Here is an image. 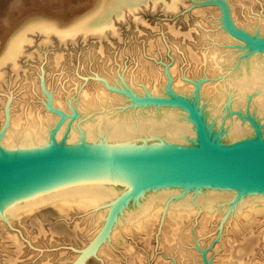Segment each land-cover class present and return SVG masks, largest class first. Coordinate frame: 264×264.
Returning <instances> with one entry per match:
<instances>
[{"label":"rangeland","instance_id":"374dc122","mask_svg":"<svg viewBox=\"0 0 264 264\" xmlns=\"http://www.w3.org/2000/svg\"><path fill=\"white\" fill-rule=\"evenodd\" d=\"M41 1L24 0L23 8L14 13L10 6L13 2L15 4L16 0H4V5L0 8V36L4 37L9 31L7 30L9 26L12 27L21 17L31 13L39 12L50 16H66V18L74 15L72 19L79 15L77 12L82 10L80 8H86L95 2L94 0ZM168 1L170 0H166ZM182 1L183 3H180L175 11L166 10L164 2H159V5L151 3L147 6L143 5L135 12H129L130 14L127 13L124 17L115 20V29L108 31L107 36L102 38L92 34L88 36L80 34L65 41H59L57 37L52 36L51 40L46 42L40 33L31 34L30 42L27 43L24 54L20 57L22 68L20 67L19 76L16 77L11 68H5L6 81L0 89V97L5 99V103L0 104V110L1 106L6 110L5 106L9 105L10 101L15 103V106L20 102L26 111L32 113L31 123L34 122L32 130L40 133L46 128L48 133L49 128L57 127L63 118L52 112L51 107L48 106V95L52 94L54 107L64 110L67 116L61 123L60 131L63 135L67 130L77 133L83 129V121L87 118L96 117L106 111L112 114L136 110L133 107L134 101L124 93H127V90L123 93L116 92L121 90L120 85L124 82L122 78L138 95H143L145 91L165 94L164 88L168 82L166 70L176 64L178 72L171 77L173 88L175 78L179 77L182 84L186 85L183 89L192 87L191 90H184L182 94L194 96L196 84L201 83L200 87L204 86L205 89L203 97L200 94V98L207 101L214 93L210 84L213 80L223 78L214 75L202 61L194 67L188 55L191 52L197 53L200 57L204 52L217 48L223 56L228 55L231 59H237L228 71L237 69L241 58L248 56L250 51L246 50L245 45L242 46L224 37L226 31L219 3L228 2L232 18L238 26L251 32L260 31L264 35V0ZM6 19H10L9 22L13 21L12 25H7ZM0 41L2 42L1 39ZM56 57L59 58L58 62H55ZM146 62L153 65L154 69L151 70L153 72L142 69V63ZM105 80L114 91L106 87ZM174 90L177 93L183 92L175 88ZM72 108L80 114V117H73ZM41 120L44 127L37 124ZM244 121L252 125L250 121ZM1 130L3 129H0V132ZM32 212L24 214L25 216H21L20 220L16 219L11 223L4 220V225H0L2 228L0 229V264H4L9 257H12L16 264H220V261L228 259L223 256L225 251L222 252L224 249L221 246V242L228 235L225 215L213 219L209 226L210 230L208 229L202 236L193 233V224L187 230L190 235L182 242L181 254L177 249L165 250L159 244L163 220L156 224L151 235L147 233L148 231L145 232L147 234L135 233L136 235L132 234L134 231L130 232L131 234L128 232L130 235L124 234L127 245L124 243V247L120 248L108 245L109 247H105L104 251H107L106 248H111V252L108 250L103 254L100 248L102 249L105 241L98 246L95 253H88V250L96 241L106 218L99 219L92 210H72L65 216L51 205L41 206ZM161 218L163 219V215ZM232 224L229 227L230 231L236 227L234 230H238L231 231L234 235L231 241L235 247L242 244L243 240L254 237L248 235L247 229L241 224L240 232L236 222H234L236 227L232 228ZM263 227L264 221L254 227L256 229L254 233H257L255 237L262 236ZM12 234H15L21 243L19 251L10 243L9 235ZM263 242L264 240L258 243L252 242L251 245L257 250L243 255V258L250 264L264 262ZM125 245H129L127 248H131L132 253L129 249L126 250Z\"/></svg>","mask_w":264,"mask_h":264},{"label":"bare ground","instance_id":"6f19581e","mask_svg":"<svg viewBox=\"0 0 264 264\" xmlns=\"http://www.w3.org/2000/svg\"><path fill=\"white\" fill-rule=\"evenodd\" d=\"M94 1L90 6L80 8L82 10L77 12L79 15L72 19L71 17L74 15L72 16L71 14H69L71 16L66 18V16H50L36 12L21 17L12 27L9 26L7 28L9 30L8 33L4 37L0 36L2 40V42L0 41V89L6 81V67L11 68L10 70L16 77L19 76L20 57L24 54L27 43L30 42L31 34L40 33L46 42L52 36L57 37L59 41L73 39L80 34L84 36L92 34L102 38L108 31L115 29V20L124 17L129 12H135L143 5L147 6L150 3L159 5V2H164L163 5L166 10L175 11L179 4L183 3L182 0H170L168 2L166 0ZM40 2L42 1L40 0ZM24 3V0H16V3L14 4L13 2L10 8L14 10V13L19 12L23 8ZM227 3L226 8L231 28L245 30L235 23L232 18L231 8ZM3 5L4 0H0V8ZM13 18L15 19V17ZM222 18L225 25L223 11ZM9 21L10 19H6L5 23L12 25L13 21ZM1 22L3 23V21ZM1 25L3 26V24ZM224 29L226 31V36L223 35L225 38L244 45V40L240 37L229 35L228 29L226 27ZM245 33L264 37L260 31L251 32L245 30ZM188 50L187 52L189 53ZM246 50L250 51L248 56L241 58L239 67L231 71L228 70L237 59H231L228 55L223 56L217 48L204 52L200 57L197 56V53L192 54L190 52V57L188 55V58L193 62L194 67L202 61L204 62L203 64L212 70L214 75L217 74L223 78L222 80H213L210 84L214 93L207 101L204 98H200V94L203 97V90L205 89L204 86L200 87L201 83L196 84V89L194 90L196 100L194 101H191L194 97L193 95L182 94L184 90H191L192 87L183 89L186 85L182 84V80L179 77L174 80V88L183 92L177 93L174 90L171 77L178 72L177 64L168 69V71L166 70L168 82L164 88L165 94H153L145 91L146 93L143 95H138L122 78L121 80L124 82L123 85H120L121 90L116 92L123 93L124 90H127V93H124L134 101L133 107L136 110L128 113L117 112L112 114L106 111L96 117L87 118L83 121V129H80L77 133L67 130L63 135L60 131L61 123L67 116L64 110L54 107L52 94L48 95V106L51 107L52 112L63 118L57 127L49 128L48 133L46 128L42 129L40 133L32 130L34 123H31L32 113L26 111L20 102L15 106V103L10 101L9 105L5 106L6 110L2 106L0 110V129H3L0 132V148H71L96 145L193 146L197 142V145H200L196 124L185 108L179 105L158 102L142 103L137 100V97L166 96L170 92L183 96L198 107L206 122V127L218 142L235 141L255 134L253 126L244 121L243 115H241V113L244 114L248 111L251 115L253 113L254 118L263 124L262 135L264 136V51H251L247 48ZM56 60L55 62H58L59 58L56 57ZM142 69L151 71L154 67L150 62H146L142 63ZM224 71L226 72L221 73ZM105 84L108 89L114 91L113 88H110L107 80H105ZM4 103L5 99L0 97V104L4 105ZM71 110L73 117H80V114L75 109L72 108ZM37 124L44 127L42 120ZM132 188H135V190L129 192ZM44 205L53 206L60 214L65 216L69 215L72 210H92L99 219L103 220L106 218L103 221L104 224L102 223L103 226L98 233L96 241L92 244L88 253H95L98 250V246L104 241L105 244H102V249L100 248L101 252L103 250V254L105 252L104 248L108 245L120 248L124 243L126 244L124 236L133 231L134 233L132 234H144L148 231L147 233L151 235L150 233L154 231L156 224L163 220L164 224L158 239L159 244L165 250L177 249L181 254L183 252L182 242L186 236L190 235L187 230L193 224V233L196 236H202L209 229L212 220L223 215H225V220H227L226 232L228 235L221 242V246L224 249L222 252L225 251L223 256L228 259L220 261V264H250L247 259L243 258V255L257 250L251 245L252 242L258 243V241L264 240V232L260 231L262 232L261 237H255L257 233H254L256 230L254 227L264 221V191L251 192L238 187L218 185H210L209 187L191 186L189 188L185 185H163L138 188L126 183L75 184L54 189L11 206L0 208V225H4V220L10 223L16 219L20 220L24 214L38 210ZM162 215L163 219L161 218ZM233 221L236 222L237 225H235L238 228L241 224L243 228L247 229L245 231L248 232V235H254L253 238L255 239L247 238L241 242L242 244L235 247L233 241H231L234 238L231 231L237 232L238 230H234L237 227L234 226ZM230 224H232V228H236L230 231ZM240 229L242 228H239V232ZM258 234L261 235L260 233ZM9 237L11 245H14L15 250L19 251L21 243H19L18 237L15 234L9 235ZM127 247L129 245L125 247L126 250L129 249ZM106 249V252L108 250L111 252V248ZM129 252L132 253L131 248ZM236 254L238 255L235 256ZM4 264L16 263L12 257H9ZM258 264H264V262L260 261Z\"/></svg>","mask_w":264,"mask_h":264},{"label":"water","instance_id":"95a60500","mask_svg":"<svg viewBox=\"0 0 264 264\" xmlns=\"http://www.w3.org/2000/svg\"><path fill=\"white\" fill-rule=\"evenodd\" d=\"M219 7L229 35L240 37L251 51H264V37L231 28L226 3H219ZM137 100L185 108L196 124L200 145L197 142L193 146L0 148V208L54 189L84 183H126L138 188L218 185L264 191L263 124L249 111L241 115L252 123L255 134L218 142L206 127L201 111L191 102L196 100L195 96L190 101L170 92L166 96L137 97Z\"/></svg>","mask_w":264,"mask_h":264}]
</instances>
